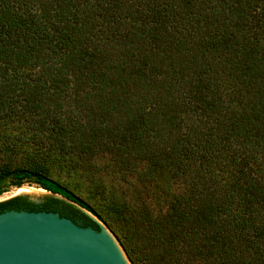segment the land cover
Masks as SVG:
<instances>
[{"label": "trees", "instance_id": "16d2710c", "mask_svg": "<svg viewBox=\"0 0 264 264\" xmlns=\"http://www.w3.org/2000/svg\"><path fill=\"white\" fill-rule=\"evenodd\" d=\"M0 120L27 131L0 133V194L61 195L43 199L98 216L132 264H264V0H0ZM51 151L106 158L163 206H95Z\"/></svg>", "mask_w": 264, "mask_h": 264}, {"label": "water", "instance_id": "95a60500", "mask_svg": "<svg viewBox=\"0 0 264 264\" xmlns=\"http://www.w3.org/2000/svg\"><path fill=\"white\" fill-rule=\"evenodd\" d=\"M80 209L53 199L2 203L0 264H132L100 218Z\"/></svg>", "mask_w": 264, "mask_h": 264}, {"label": "rangeland", "instance_id": "374dc122", "mask_svg": "<svg viewBox=\"0 0 264 264\" xmlns=\"http://www.w3.org/2000/svg\"><path fill=\"white\" fill-rule=\"evenodd\" d=\"M24 129L26 128H22V125L19 126L18 121L0 120V133L4 136H26L27 131ZM19 144H21L19 151L23 153L16 158L14 157V160L11 161L12 165L18 166L28 160L29 157L34 158L33 156H24L26 154L25 144L20 141ZM47 155L44 161L50 168V175L95 206L103 203L110 195L122 200L146 199L152 204V208L156 207V209L163 206L164 198L158 187L154 185L143 187L139 181L122 177L119 169L106 158L79 161L75 158L65 157L58 151L48 152ZM40 190V186L36 184L11 186L2 191L0 201L21 194V192H25L24 195L27 198L35 199H43L45 195L49 194L47 190L42 192Z\"/></svg>", "mask_w": 264, "mask_h": 264}, {"label": "bare ground", "instance_id": "6f19581e", "mask_svg": "<svg viewBox=\"0 0 264 264\" xmlns=\"http://www.w3.org/2000/svg\"><path fill=\"white\" fill-rule=\"evenodd\" d=\"M20 190V188H18ZM22 189V188H21Z\"/></svg>", "mask_w": 264, "mask_h": 264}]
</instances>
